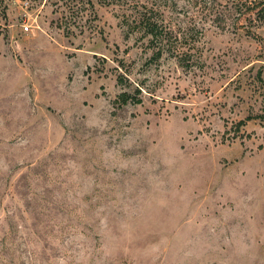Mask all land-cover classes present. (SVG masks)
<instances>
[{"label":"rangeland","instance_id":"obj_1","mask_svg":"<svg viewBox=\"0 0 264 264\" xmlns=\"http://www.w3.org/2000/svg\"><path fill=\"white\" fill-rule=\"evenodd\" d=\"M90 1L0 0V264H264V0Z\"/></svg>","mask_w":264,"mask_h":264},{"label":"trees","instance_id":"obj_2","mask_svg":"<svg viewBox=\"0 0 264 264\" xmlns=\"http://www.w3.org/2000/svg\"><path fill=\"white\" fill-rule=\"evenodd\" d=\"M90 4L93 6L94 2L90 1ZM97 4L100 5H108V2L106 0H96ZM263 6H261L259 9H256L255 14L256 18H260L261 21L264 20V4L263 2L260 3ZM139 23L141 24L143 30L144 36H148V43L147 46L152 49V59H158L161 57L163 52L167 49H172L175 48L176 45H171L170 41V34L166 30V26L162 24V22H158L153 19L151 15H148L147 11H144L141 14V17L139 19ZM187 52L184 51L183 53V60L186 61V66H190L189 58L190 57H185ZM122 100L124 102L127 101V96L126 94H122ZM242 124V123H240Z\"/></svg>","mask_w":264,"mask_h":264},{"label":"built area","instance_id":"obj_3","mask_svg":"<svg viewBox=\"0 0 264 264\" xmlns=\"http://www.w3.org/2000/svg\"><path fill=\"white\" fill-rule=\"evenodd\" d=\"M26 28V27H25Z\"/></svg>","mask_w":264,"mask_h":264}]
</instances>
